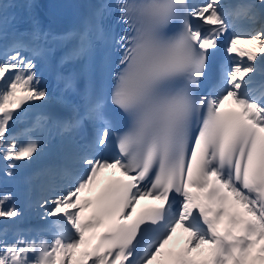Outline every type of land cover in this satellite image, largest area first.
I'll return each mask as SVG.
<instances>
[{
    "label": "snow or ice",
    "instance_id": "snow-or-ice-1",
    "mask_svg": "<svg viewBox=\"0 0 264 264\" xmlns=\"http://www.w3.org/2000/svg\"><path fill=\"white\" fill-rule=\"evenodd\" d=\"M116 7L125 24L122 34L110 37L120 53L110 90L118 111L108 115L104 96L89 94L86 117L65 121L68 130L84 118L96 125L76 160L81 174L66 169L69 187L45 199L44 216L52 219L37 235L21 232L9 240L0 230V264H72L81 245L90 247L77 264H264V27L250 28L264 17V0L227 7L221 0H118ZM106 10L102 5L96 13L97 38L105 36ZM230 29L226 53L247 61L233 58L201 92L210 53ZM26 48L14 41L0 60V158L6 169L40 147L8 131L27 116L30 102L47 98L34 61L22 55ZM92 49L86 26L74 55ZM230 98L237 107L226 110ZM113 140L117 154L102 155ZM104 169H119L126 179L111 180L95 199L81 200ZM144 197L160 203L137 211ZM10 201L0 195V218L22 215ZM178 228L187 233L184 245L165 250ZM202 245L207 254L197 259L192 253Z\"/></svg>",
    "mask_w": 264,
    "mask_h": 264
},
{
    "label": "rangeland",
    "instance_id": "rangeland-1",
    "mask_svg": "<svg viewBox=\"0 0 264 264\" xmlns=\"http://www.w3.org/2000/svg\"><path fill=\"white\" fill-rule=\"evenodd\" d=\"M226 2L227 0H222V3L225 6ZM261 27H264V25L259 24L256 27L251 26L250 28L251 30H258ZM3 58L4 56L0 55V60H3ZM241 59V57L235 58V60ZM232 61L233 59L229 61L230 65L227 68L232 66ZM35 72L39 81V87L47 91V98L44 101L30 102L31 107L28 110L27 116L21 118L20 120H17L16 123L13 124L15 126H19L20 129L16 133L10 134L14 135L15 137H19L20 139L18 140H20L21 143H26L29 139H35L39 142L40 147L38 153L34 154L33 157L26 159L42 161L45 155H50L51 157H53V159L58 157L63 158V161H67L70 169H76L78 168V166L76 162H73L76 156L73 154V148H76V150H80L83 148V145H81L69 133L68 130H61L58 127V123L56 121H52V112L50 113L46 109H42L40 106L36 107V109L32 108L33 104L35 103L44 104L46 102L48 103V101L49 103L58 101L59 92L63 90V88L59 86H51V82L46 79L44 73L38 71L36 65ZM67 90L71 96L75 97V94L72 90L68 88ZM75 109L76 108H74L73 110ZM23 135L27 136V138L23 139ZM60 145L62 147H59ZM69 146L72 147V150L69 148ZM15 164L16 166L14 169H6L4 160L0 159L1 174H7L8 171L13 172L12 175H8L9 180L5 181L3 184H0V188H4V190L6 191L5 194L11 196V204H15L16 207H20L19 210L22 212V215L19 218H3L1 222L6 221L7 227L9 225L10 230L12 231V235L16 236L17 233L24 232L26 237L31 238L37 235V233H35L37 229L36 227H38L40 231L45 226V221L49 219V217L45 218L44 207H42L45 199L51 201L52 197H54L55 194L59 193L62 189L65 190L67 188L68 178L66 177V170H64L63 165L53 163L52 165L43 168L39 174V179L43 182L44 189L33 188V191H28L29 193L25 192L28 195L26 199H23L21 196L24 192V185L22 183V177L19 176V165L21 164V161H16ZM37 190L42 191L38 192L36 199L35 193L37 192ZM40 194H43L44 196L40 197ZM38 224L40 226H38ZM80 247L75 250L72 264L76 262V255L79 253Z\"/></svg>",
    "mask_w": 264,
    "mask_h": 264
},
{
    "label": "bare ground",
    "instance_id": "bare-ground-1",
    "mask_svg": "<svg viewBox=\"0 0 264 264\" xmlns=\"http://www.w3.org/2000/svg\"><path fill=\"white\" fill-rule=\"evenodd\" d=\"M4 1L5 0H0V3L3 4ZM7 2L8 3L5 4L4 11L0 12V25H5L7 22H9L11 24V26H15V25L20 26V24L22 22H24L25 24H29L31 26V30L28 34H31V31H33V30H34V33L40 32V34L46 35L47 37H50L51 34L55 33V31L52 28V26L50 25V23L47 20H45L41 15V11L46 12V7L43 4V0H8ZM254 25H256V24H254ZM2 28H4V27H2ZM48 45H50V44H48ZM63 51L64 50L62 49L61 52H63ZM70 60H71L72 65H76V64L78 65V62H79L78 58L76 59V58L70 57ZM242 60L247 61V57L242 58ZM229 64H230V62L227 61L225 65L228 66ZM260 79H261V77L258 76L257 82H259ZM62 88H63V90H61L59 92V95H58V99H59L58 101H54L52 103H49V101H48V103L46 102V110L50 113L52 112V114L69 115L73 112L74 108H76L77 106H79L81 104V98L77 94L75 97L71 96L70 93L68 92L67 88H64V87H62ZM230 103H233L231 98L225 102L226 105H228ZM59 147H62V146L60 145ZM69 148L72 150V147L69 146ZM81 150L82 149L76 150V148H73V154L76 155L73 162H76L78 156L81 154ZM53 163L63 165L64 170L70 169V166L68 165L67 161H63V158H59V157L55 158ZM110 170L111 169H104V170L100 171V173L97 177V180L92 185L91 190H94L97 187V185L102 180L105 179V174ZM21 176L23 177L22 173H21ZM64 186H66V185H64ZM64 186H61V187H64ZM26 187H29V186H26ZM26 187H24V190ZM68 187H69V183L67 184V188L65 190L62 189L61 191H66L68 189ZM38 192H39V190H37V192L35 193V196H37ZM59 193H57V194H59ZM21 197L23 199H26L27 195L24 194ZM80 197H82V196H80ZM146 198H150V197H144V199H146ZM36 199H37V197H36ZM51 219L52 218L49 217L48 220H51ZM45 224H46V221H45L44 225ZM95 231L97 232V229ZM88 235H91V233H86V236H88ZM186 238H187V233L183 232V230L178 228L177 232L173 236V239L169 242L168 245H166L165 250L169 249L170 247L176 246V244L179 243V241L186 240ZM85 247H86V245L82 246V248H85ZM206 254H207V246L206 245H202L199 249H195L192 253V255L194 257H196L197 259L203 258V256H205ZM78 258H80V254L78 255L77 259Z\"/></svg>",
    "mask_w": 264,
    "mask_h": 264
},
{
    "label": "trees",
    "instance_id": "trees-1",
    "mask_svg": "<svg viewBox=\"0 0 264 264\" xmlns=\"http://www.w3.org/2000/svg\"><path fill=\"white\" fill-rule=\"evenodd\" d=\"M2 179H3V178L0 176V181H1ZM0 195H3V194L0 193ZM0 230H5V229L0 228ZM7 234H8V238H9V240H11V239L14 238V237L9 236V232H8V231H7Z\"/></svg>",
    "mask_w": 264,
    "mask_h": 264
}]
</instances>
